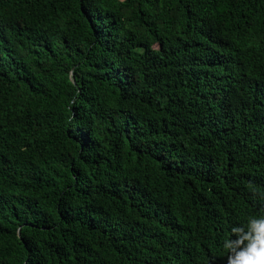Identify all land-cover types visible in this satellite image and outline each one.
<instances>
[{
	"label": "trees",
	"instance_id": "16d2710c",
	"mask_svg": "<svg viewBox=\"0 0 264 264\" xmlns=\"http://www.w3.org/2000/svg\"><path fill=\"white\" fill-rule=\"evenodd\" d=\"M264 213V0H0V264H226Z\"/></svg>",
	"mask_w": 264,
	"mask_h": 264
},
{
	"label": "clouds",
	"instance_id": "9594fccd",
	"mask_svg": "<svg viewBox=\"0 0 264 264\" xmlns=\"http://www.w3.org/2000/svg\"><path fill=\"white\" fill-rule=\"evenodd\" d=\"M221 252L226 264H264V213L228 225Z\"/></svg>",
	"mask_w": 264,
	"mask_h": 264
}]
</instances>
